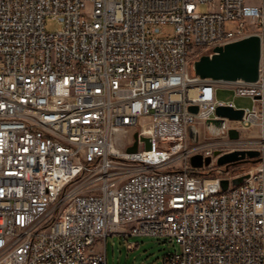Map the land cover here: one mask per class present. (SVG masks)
I'll use <instances>...</instances> for the list:
<instances>
[{"label": "built area", "instance_id": "built-area-1", "mask_svg": "<svg viewBox=\"0 0 264 264\" xmlns=\"http://www.w3.org/2000/svg\"><path fill=\"white\" fill-rule=\"evenodd\" d=\"M249 1L0 0V264H107L101 243L119 230L180 245L152 264H264V70L247 82L192 67L251 35L264 58V0ZM48 18L62 28L48 32ZM221 88L253 106L191 144L218 106L240 108ZM255 126L256 140L229 136ZM135 132L153 148L118 145ZM245 149L260 152L249 169L218 165ZM240 176L236 192L222 188Z\"/></svg>", "mask_w": 264, "mask_h": 264}, {"label": "water", "instance_id": "water-1", "mask_svg": "<svg viewBox=\"0 0 264 264\" xmlns=\"http://www.w3.org/2000/svg\"><path fill=\"white\" fill-rule=\"evenodd\" d=\"M195 74L201 78H211L213 80L236 81L244 80L247 82H256L260 78L261 71L264 70V58L262 56L261 40L257 35H251L244 39L228 43L224 46H217L213 53L203 54L192 64ZM192 111H197V107L192 106ZM245 111L242 108L233 106H218L217 115L219 119H212L207 122V127L214 126L217 130L225 126V118L230 120H243ZM219 132V131H218ZM229 136L233 139L240 137V132L236 129L229 130ZM190 137L196 141L198 133L192 126L190 128ZM145 143V149L153 148L152 138L140 136L139 132L134 133V142L127 147L128 153H137L139 150V141ZM215 154H219L217 151ZM260 152L253 149L235 150L221 155L217 161L220 166H229L230 164L252 162L260 160ZM211 157L203 158L202 155H195L191 158V164L197 168L209 165ZM245 176L237 177L233 184L237 185L244 180ZM222 188L226 189L229 185L227 179L222 180Z\"/></svg>", "mask_w": 264, "mask_h": 264}, {"label": "rangeland", "instance_id": "rangeland-1", "mask_svg": "<svg viewBox=\"0 0 264 264\" xmlns=\"http://www.w3.org/2000/svg\"><path fill=\"white\" fill-rule=\"evenodd\" d=\"M250 3H256V0H250ZM209 7L202 5L200 7L201 12H207ZM62 25L59 21L48 18L46 20V29L48 32L59 31ZM165 32L172 31V28H164ZM217 97L220 100L227 102H234L237 107L246 108L252 107L254 101L248 97L237 96L232 89L221 88L218 90ZM259 133V127H252L250 129L241 128L240 140L241 142H250L256 140ZM220 133L214 127H207L206 124L201 125V134L198 135L196 141H190L191 144L198 142L205 143L210 142L217 137ZM130 142H134L133 139L127 137L118 142V145L123 147L124 144L132 145ZM128 146V147H129ZM173 165V168L182 169L184 161H180L178 156ZM250 162H242L236 164H230L226 168L229 169V173L242 172L245 169L250 168ZM193 167H195L192 164ZM229 167V168H228ZM197 172L206 175H215V172L211 168H201ZM101 249L106 255L107 264H152L155 262H161L165 255L180 251V245L175 241H170L169 238L156 237V236H132L125 238L124 236H109L107 239H103L101 243Z\"/></svg>", "mask_w": 264, "mask_h": 264}, {"label": "bare ground", "instance_id": "bare-ground-1", "mask_svg": "<svg viewBox=\"0 0 264 264\" xmlns=\"http://www.w3.org/2000/svg\"><path fill=\"white\" fill-rule=\"evenodd\" d=\"M119 119H122V125H131V112H119ZM236 186H242V182L237 185L229 184L228 192H236ZM119 235L129 237V230H119Z\"/></svg>", "mask_w": 264, "mask_h": 264}]
</instances>
